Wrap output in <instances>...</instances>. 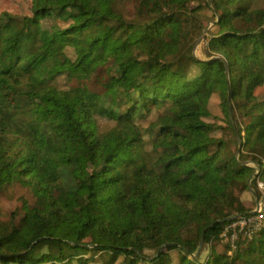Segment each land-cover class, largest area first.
I'll list each match as a JSON object with an SVG mask.
<instances>
[{
	"label": "trees",
	"instance_id": "1",
	"mask_svg": "<svg viewBox=\"0 0 264 264\" xmlns=\"http://www.w3.org/2000/svg\"><path fill=\"white\" fill-rule=\"evenodd\" d=\"M259 138L264 0H0V264H264Z\"/></svg>",
	"mask_w": 264,
	"mask_h": 264
},
{
	"label": "rangeland",
	"instance_id": "2",
	"mask_svg": "<svg viewBox=\"0 0 264 264\" xmlns=\"http://www.w3.org/2000/svg\"><path fill=\"white\" fill-rule=\"evenodd\" d=\"M45 32L48 33L47 30H45ZM200 42H201V38H199L197 40L196 45L192 49L190 47H188L186 49V54H190L191 52L192 53L196 52L198 44ZM56 46H57V43L54 41L53 44H52V47H56ZM199 47H200V45H199ZM223 136H224V139L226 140V142H225V145H224V149H223L222 155L219 157L218 162H221L225 158H228V157H234V154L231 151H232V145L235 143L236 136L234 135V133L230 129H227L224 132ZM230 149H231V151H230ZM252 150H254V152L257 154V156L255 158L259 157L258 160L261 159V157H264V138H259L258 141H257V146H253ZM248 153H252V151H250ZM237 156H238V154H237ZM245 157H243V159H245ZM195 159L201 164H204L207 161V158L205 156H203V155H197V156H195ZM238 163L240 164L239 161H238ZM128 177L132 181H137V180L140 179V176H139V174H137V172L130 173ZM165 179H166V181H168L172 185L176 184V180H175V177H174L173 174H169L167 177H165ZM210 213H211V216H212L213 220L219 218V216H220L219 211L215 207L210 210ZM213 241L217 243V239L216 238H214ZM44 247H47V245L45 244L42 247V249ZM208 248H209V246L203 245V255L201 256V259L204 258L205 254L208 251ZM83 255L84 254H82V253L78 254L79 257H83Z\"/></svg>",
	"mask_w": 264,
	"mask_h": 264
},
{
	"label": "built area",
	"instance_id": "3",
	"mask_svg": "<svg viewBox=\"0 0 264 264\" xmlns=\"http://www.w3.org/2000/svg\"><path fill=\"white\" fill-rule=\"evenodd\" d=\"M246 157H251L252 154L245 152ZM260 187H263L262 182H258ZM264 219V202L257 208H254L248 213L241 214L227 222L223 230L219 233L218 238L224 244L229 243L231 247L234 246V241L238 236V233L242 230H247L248 235L257 231Z\"/></svg>",
	"mask_w": 264,
	"mask_h": 264
},
{
	"label": "water",
	"instance_id": "4",
	"mask_svg": "<svg viewBox=\"0 0 264 264\" xmlns=\"http://www.w3.org/2000/svg\"><path fill=\"white\" fill-rule=\"evenodd\" d=\"M229 110H230V104H229ZM235 133H236V135H238L237 134V132L235 131ZM237 138H238V141H239V147H238V149H237V153H239V151L241 150V141H240V138H239V136H237ZM264 202V193H263V195L258 199V201H257V203H256V207L255 208H257L260 204H262ZM241 215V213H235V214H233V215H230V216H228V217H226V218H224V219H221V221L222 220H226V221H228V220H231V219H233V218H235V217H237V216H240ZM219 221V219H216L215 221H213V223H217ZM203 234H204V231L202 232V235H201V239H200V243H199V247H198V250L196 251V253H194L192 256L193 257H195L197 254H198V252L201 250V248H202V246H203V244H204V236H203Z\"/></svg>",
	"mask_w": 264,
	"mask_h": 264
},
{
	"label": "crops",
	"instance_id": "5",
	"mask_svg": "<svg viewBox=\"0 0 264 264\" xmlns=\"http://www.w3.org/2000/svg\"><path fill=\"white\" fill-rule=\"evenodd\" d=\"M258 141V140H257ZM257 141L255 142L256 144H255V146H257ZM256 148V147H255ZM230 151H231V149H230ZM232 152V151H231ZM245 152H250V151H243V154L245 155ZM252 155H255V156H257V154L254 152V150L252 151V153H251ZM259 158V157H258ZM264 157H261V159H263ZM248 160H251L249 157H248ZM254 161H256V158L255 159H253V162ZM259 185V184H258ZM219 235V234H218ZM218 235L217 236H214V238H216L217 239V243H221V244H224L222 241H220L219 240V238H218ZM213 238V239H214ZM228 253H231V248H229L228 249Z\"/></svg>",
	"mask_w": 264,
	"mask_h": 264
}]
</instances>
